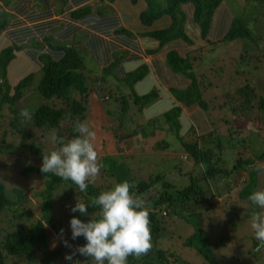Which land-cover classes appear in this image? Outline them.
<instances>
[{"label":"trees","instance_id":"trees-1","mask_svg":"<svg viewBox=\"0 0 264 264\" xmlns=\"http://www.w3.org/2000/svg\"><path fill=\"white\" fill-rule=\"evenodd\" d=\"M1 1L5 9L9 7L10 0ZM16 1L24 6L30 3L37 4L36 0ZM71 1L70 9L80 7L78 5L81 0ZM105 1L114 2V0ZM138 1L140 0H132L133 3ZM144 1L148 3V12L141 16L144 25H149L153 20L163 16H169L172 19V25L167 31L151 33V37L161 44V48H163L162 45L175 40L187 43L186 33L175 26L176 22L187 19L192 21L191 28L197 26L202 37L206 39V43L209 37L220 38L223 34H225V42L230 44L239 40L254 41L249 30L250 27L254 28L253 25L259 16L258 7H264V0H241L246 4V11L235 18L229 28L226 24L221 28L217 23L214 24V18L225 0H165L167 5L165 4L166 6L157 12L151 9V6L156 5V1ZM40 5L43 9L42 17L50 18L53 13L48 0H41ZM100 6L96 3H86L71 11L68 16L69 21L76 22V24L83 23L82 27L75 29L84 35L89 31L87 37L91 40L89 41L86 37L87 34L85 38L77 37L76 43L63 48L65 50L63 57L57 61L43 60L40 66L37 63H31L14 49H2L0 46V142H2L0 155L3 157L17 155L13 162L14 166H11L21 164L23 174L42 180V188L37 192V196L43 203L42 217L32 219V213L28 215L30 209H25L28 201L26 192L16 187L12 191L8 190L3 181H0V221L1 218L3 219L2 215L9 213L11 216L7 223L9 229L0 237V264H57V261L62 264H74L75 260L82 262L87 260L78 254L73 262L65 260V256L71 254L72 250L63 245V239H67L72 245L82 246L86 243L83 237L75 241L71 239L70 220L73 216L85 222L91 218V215L99 218V208L92 206L91 201L100 193L110 190L116 183L124 181L132 184L131 191L146 202L150 212L153 243V248L147 255L139 258L130 256L128 264H177L183 250L194 252V255L199 256L205 264H222L225 256L214 253V243L209 234L210 223H214L216 214L221 215L223 208L217 202L220 198L219 193L213 194L208 186L213 184L216 187L223 182L228 195L234 189L238 190L235 196L244 204H249L250 213L259 212V208L248 200V196L258 188L264 189V165L260 164L264 162V141L262 144L255 145L254 149L249 147L252 156L244 159L241 154L234 157L233 151L238 148L233 146L231 139H226L221 134L212 142L215 129L208 134H203L202 128L197 129L195 122L189 119L184 109L198 106L201 114L196 112L195 116L200 123V115L204 116L210 110L203 100L201 91L206 89L203 87L208 86L209 88L212 85L209 81L205 83L203 75L195 76V72L200 70L193 69L190 58L181 59L174 52L168 53L166 57L168 65L174 73L179 72L184 75L191 72L192 82L187 90L165 91L144 61L140 60L136 65L134 60V71H132V64H129L127 67L131 73L125 79V83L131 88V94H119V97L117 96L113 101L114 103H109L112 108L107 105L110 108L107 109V113L101 109L103 107L99 96L102 91H99V85H95L97 81L88 77V74H93L94 69L98 70L100 67L98 52L103 51L104 47V42L99 38L101 36L94 29L96 19L92 16H97L99 19L101 15L100 22L104 24L105 17H108L106 14L112 13L106 6ZM183 6L193 7L194 12L190 15L191 17L185 14L187 10H183ZM88 14L91 16L86 17ZM177 14L178 18H176ZM4 26L7 27L5 24ZM2 30L3 27H0V32ZM124 32V30L121 31L122 34ZM117 40L122 44L120 49L124 50L127 43L125 38ZM3 44L4 42L2 46ZM114 46V44L111 45L107 50L109 56ZM79 49H85L86 57L83 58ZM134 53L137 54L135 51ZM148 54L151 52L149 51ZM7 68H10L9 79H5ZM40 74L42 76L32 91H36L45 103L32 113L25 108V105L30 106L34 103L36 96H31L27 85L31 84L32 79ZM247 86L244 85L237 90L240 104L236 99H232L233 97H225L227 103L220 105L218 109L224 110L228 106L232 115L240 118L241 115H246L250 111L264 114V98L257 96ZM201 87L203 89L200 90ZM104 101H106L105 98ZM255 101H257L258 110L255 109ZM97 105L101 106L100 112L96 110ZM23 112H26V115H21ZM85 120L88 121L89 128L96 133V139L98 132H109V135L106 139L100 140V145H96L98 152L103 153L104 150L105 155L100 156V162L104 167L96 182L89 184L87 190L81 192L70 180H63L51 173L44 174L40 169L43 154H48L58 147L51 142L50 133L55 131L58 137L67 142L78 135L74 131L76 122ZM93 123H98L99 128L95 129L92 126ZM261 123V127L255 131L256 133L254 132L256 138L264 132V121ZM132 126L134 128H131ZM7 127L11 130V136H15V146L12 143L6 144L4 140ZM250 127L253 128L251 130H255L253 126L248 128ZM104 128H108V131H104ZM125 128L132 132H128ZM166 129L177 134L184 157L171 161L167 167H162L163 169L159 171L150 169L151 173H146L147 177L142 178L143 167L136 166L132 171L124 161L126 157L118 154L116 146L132 140V136L135 137L140 131L144 133L147 130V134L151 137L157 130L164 132ZM189 134L194 136L193 139L189 142L183 141ZM115 139H117L116 144ZM135 145L137 146L138 143L136 142ZM135 145L134 152L130 156L141 160V146L137 149ZM108 149H112V152L109 153ZM226 150L230 151L229 155L225 154ZM145 161L144 164L148 163L147 160ZM185 162H188L187 166H184ZM187 167L189 171L184 173ZM178 180H183V182L180 183ZM66 187L68 191L64 196H71L68 202L62 205L60 196ZM77 199L89 206L88 217L71 212L70 207L75 206ZM216 206H221V209ZM22 209L27 210V213ZM172 218L183 219L187 225L191 226L192 231L184 232L176 227L169 230V221ZM216 218L217 223L222 221ZM44 220L51 230H47ZM61 229L65 233L62 239L59 237ZM178 250L180 252L177 253ZM38 254L40 258L36 260ZM218 255H220V261L217 259ZM246 255L253 260L254 264H259L261 260L264 261V246L254 238L252 250L246 252ZM88 264H94V262L89 261Z\"/></svg>","mask_w":264,"mask_h":264},{"label":"rangeland","instance_id":"rangeland-1","mask_svg":"<svg viewBox=\"0 0 264 264\" xmlns=\"http://www.w3.org/2000/svg\"><path fill=\"white\" fill-rule=\"evenodd\" d=\"M154 1H156V5H153V7L151 6V9L155 10L156 12L162 10L163 7L167 5L165 0ZM141 6H143L142 3L136 5V7ZM245 6L246 4L241 0H225L219 10H217L218 12L216 11L217 13L215 14L216 18H214V24L217 23L221 28H223L226 24L228 27L232 19L239 17L246 11ZM184 10H187L186 13L188 16H190L192 8L186 7ZM145 12H148V8H146ZM258 15L259 16H257V20L253 25L254 28L250 27L249 30L254 41L239 40L233 44H230L225 42V34H223V36L220 38H212V45H205L204 41L203 43L200 42L197 31L193 30L192 34L190 33L192 38L195 39V48L203 44L202 50L200 52H196L192 56V59L190 57V62L192 65L197 66L201 71L195 72V76H198V74L203 75L204 79L206 80L205 83L209 81V83L212 85L209 88L208 86L203 87L206 89H203L202 87L199 88L200 90L203 89L201 91L203 100H205L208 105V109H210L206 115L215 129V136L212 138V142H214V140L220 137L222 134V136L226 137V139H231V141H233V146L238 148L233 151L234 157L235 155L237 156V154H241L242 158L244 159L251 158V149H254L255 145L262 144L264 141V132L261 133V136L257 138L254 136V132L262 125L261 121H264V114H260L256 111H250V113L246 115H241L240 118L233 116L228 106L225 107L224 110H219L218 107L227 103V99H225V97H233L232 99H236L238 104H240V96H238L239 94H237V90L244 85H248L250 89H252L255 94H257V96L264 98V7H258ZM178 17L179 15L177 14L176 18ZM188 21V19L185 21L181 20V22L178 21L176 22L175 26L177 29L185 31L186 25H188V29H190L192 26V21ZM191 29L196 28L192 27ZM175 32H177V30ZM187 43L191 46H194L192 41L188 40ZM101 75L102 73L97 72L94 76ZM41 76L42 74L35 76L32 79V83L27 85L29 87L27 90L31 92V96H36V101L34 103H32L30 106L25 105V108L32 113L35 112L40 105L45 103L43 98L36 91H32V89L38 84ZM101 78L103 81H108L110 79L106 73H104V76H101ZM130 89L131 88L127 83L118 82L112 91H103L100 95L103 107L101 109H104V111L107 113V109L112 108L111 104L114 103L113 101L116 100V97L122 93L124 95L131 94ZM104 98L106 101H104ZM109 103L111 104L109 105ZM107 105H109L110 108L107 107ZM254 106L255 109L258 110L257 101L254 102ZM198 110L199 108L195 106L193 109L188 111V113L190 114L192 111L200 113ZM201 118L204 123H199L197 121V117L194 116L196 127L199 130L202 128L203 134H207L210 132L211 126H209V123H207L203 115H200V119ZM85 121L88 123L87 120ZM92 126H94L95 129L99 128L98 123H93ZM249 126H253L255 130H251L253 128H248ZM131 128H134V126ZM103 130L108 131V128H104ZM125 130L127 129L125 128ZM6 131L7 134L4 136L6 144L12 143L15 146V136H11L12 134L9 127H7ZM127 131L132 132L130 129ZM97 135L98 137L96 139V145L98 146L100 145V140L106 139V137L109 135V132H98ZM193 137L194 136L192 134H189L188 137L183 141L189 142L191 139H193ZM134 139L136 141H134ZM116 140L117 139L114 141L115 144L117 143ZM136 142L138 143L137 146L135 145ZM132 143H135L134 145L137 149L141 146V160H139L140 158L138 157L137 159H134V157L130 156L135 149ZM1 144L2 142H0V145ZM225 144L226 143H224V145ZM249 147H251V149H249ZM116 148L119 155L127 158L126 159L123 157L124 161L128 164V167L132 171L136 166L139 168L143 167L142 172L144 174H142V178L147 177L146 173L149 172L150 174L151 171H159L160 169H163L162 167H167L171 161H176L177 158L184 157L182 154L181 143L177 138V134L175 135L173 132H169V129H166L164 132L157 130L151 137H149V134H147V130H145L144 133L140 131V133L138 132L135 137L132 136V140H128L121 145L118 144ZM108 152L111 153L112 149H108ZM227 153L229 155L230 151L226 150L225 154ZM99 154L101 157H103L105 155L104 150L103 153L99 152ZM16 158L17 155H12L9 157H3L0 155V181H3L5 187H7L8 190L12 191L16 187L26 192L28 201L26 203L25 209L29 208L30 212L28 211V215H31L32 213L33 216L31 215V218L34 219L36 217V220L42 217L41 211L43 209V203L37 196V192H39L42 188V180L37 179L32 175L23 174L21 164L19 165L17 163L15 167H12L14 166L13 162L16 160ZM145 160H147L148 163L144 164V162H146ZM181 160L185 161L183 159ZM260 164L264 165V162H260ZM187 165L188 162H185L184 166ZM150 169L151 171H149ZM188 171L189 168L185 169L184 173H187ZM178 182L182 183L183 180H178ZM223 184V182H220L216 187H214L213 184L208 186L210 190H212L213 194L219 193L218 197L220 198L216 199L217 202H219L218 204H220L223 208L221 209V206H216V208H220L221 211L223 210V212H221V215L215 213L216 215L214 223L217 221L216 217L222 221L218 223L216 222L215 224L210 223L211 229L209 235L211 236L212 242L214 243V253L216 252L225 256L222 264H254L253 260L246 255V252L248 253L252 250V242L255 238L254 231L251 228L250 220L253 213H250L251 209L248 206L249 204H244V202L239 201L235 196L238 190L234 189V191L228 195L226 193V188L223 187ZM229 184L233 185L232 182H229ZM61 189H63V187ZM258 190L264 189L258 188ZM66 191H68V187L65 188V191L60 196L62 205H65L68 202V198L71 196H64ZM208 200L210 201L209 198ZM25 209H22V211ZM25 211L27 213V210ZM259 211L262 210L259 209ZM1 217H3V219L1 218L0 221V237H2L3 234L7 232V229H9L7 223L11 216L8 213L7 215H2ZM45 221L46 220H44V223L47 226V230H51ZM169 225V230H172L174 227H176L178 230L184 232L192 231L191 226L187 225L183 219L178 220L177 218H172L169 221ZM55 237L57 239L61 238L60 236V238L58 236ZM214 239H216L215 242ZM178 252H180V250H178L177 253ZM179 257L180 261H178L177 264H205L199 256L196 254L194 255V252L189 250L181 251ZM39 258L40 255L38 254L36 256V260ZM217 259L220 261V255L217 256ZM57 264H62V262L57 261ZM259 264H264V261L261 260Z\"/></svg>","mask_w":264,"mask_h":264},{"label":"crops","instance_id":"crops-1","mask_svg":"<svg viewBox=\"0 0 264 264\" xmlns=\"http://www.w3.org/2000/svg\"><path fill=\"white\" fill-rule=\"evenodd\" d=\"M36 1L37 4L30 3L24 6V4H20L21 2L10 0L9 7L5 9L0 0V27H3V30L0 32V46L2 49H14V51L22 57L27 58L31 63L34 62L40 66H42L43 60L57 61L63 57L65 46L68 48L70 44L76 43L77 37H84L86 34L87 37L89 35V31L85 32V35L76 31L75 28L82 27L83 23L76 24V22L69 21L70 18L68 16L71 11L86 5V3H96L101 5L100 7L106 6L112 11V13L106 14L110 18L105 17L104 24L100 22L101 15H99V19H97V16H92L93 19H96L94 20V29L101 36L99 38L104 42V47L103 51L99 50L98 52L100 67H98V70L94 69L93 74H88V77L95 82L97 81L95 85H99V91H112L116 83L125 82L127 75L131 73L127 66L132 64V71H134V60L136 65L138 61H144L165 91H185L190 87L192 82L190 79L191 72L184 75L179 74V72L174 73L168 65L166 57L168 53L174 52L181 59L190 57L192 59V56L196 52H200L203 44L195 48V39L190 35L193 30L197 31L200 42H205L206 39L202 37L197 26H195L196 29H191V27L188 29V25H186L184 31L188 37L187 39L192 41L194 46L182 40H175L169 42L167 45H162L163 48H161V44L151 37V33L167 31L172 25V19L169 16H163L153 20L149 25H144L141 16L145 13L146 8H148V3L144 0L136 3H133L132 0H114L113 3H108L105 0H81L80 5H78L80 7L74 9L69 8L71 0H48L49 7H51L53 13L50 18L42 17L41 0ZM141 3L143 6L136 7V5ZM186 7L183 6L182 9L184 10ZM193 12L192 9L190 15ZM89 16L91 14L86 15V17ZM50 24L54 26H48ZM88 26L90 28V24ZM123 30L125 31L124 34L121 33ZM122 38H125L127 42L124 50L120 49L122 44L117 40ZM210 38L212 37L208 38V43L205 42V45H209L212 42ZM88 39L89 41L91 40L90 38ZM2 42H4L3 46ZM113 44L115 46L109 56L107 50ZM79 50L82 52L83 58L86 57L85 49ZM149 51L151 54H148ZM192 67L194 70H199L197 66L192 65ZM10 68H7L5 71V79H9L10 77ZM124 68H126L125 71ZM97 72L102 73L101 76H104V73H106L110 79L103 81L101 76H94ZM191 109L193 107L184 109V112L191 121L195 122L194 116L196 115V111H192L189 114L188 111ZM96 110L100 112L99 105L96 106ZM204 117L209 126H211L209 133L213 132L214 128L207 115L204 114ZM200 122L204 123L202 118Z\"/></svg>","mask_w":264,"mask_h":264},{"label":"clouds","instance_id":"clouds-1","mask_svg":"<svg viewBox=\"0 0 264 264\" xmlns=\"http://www.w3.org/2000/svg\"><path fill=\"white\" fill-rule=\"evenodd\" d=\"M21 115H26V112ZM74 131L78 135L67 142L58 137L55 131L50 133L51 142L58 147L43 154L40 170L44 174L51 173L63 180H70L81 192H85L89 184L96 182L104 165L100 162L95 144L96 133L88 123L77 121ZM132 187L128 181L116 183L110 190L94 198L91 205L99 208V218L91 215L85 222L72 217L71 239L75 241L83 237L86 243L82 246L72 245L63 239V245L72 250L71 254L65 256L66 261L73 262L78 254L87 260H75L74 264H88L89 261L94 264H128L130 256L139 258L152 250L150 212L146 202L131 191ZM248 200L262 210L253 213L250 220L255 239L264 246V190L253 191ZM88 207L77 199L70 210L88 217ZM64 235L61 229L59 236L63 238Z\"/></svg>","mask_w":264,"mask_h":264}]
</instances>
